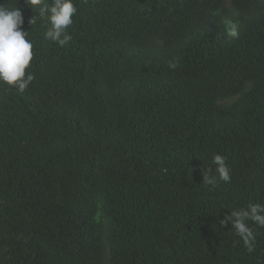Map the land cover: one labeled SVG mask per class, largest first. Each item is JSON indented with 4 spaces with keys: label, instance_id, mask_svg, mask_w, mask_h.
Returning a JSON list of instances; mask_svg holds the SVG:
<instances>
[{
    "label": "trees",
    "instance_id": "trees-1",
    "mask_svg": "<svg viewBox=\"0 0 264 264\" xmlns=\"http://www.w3.org/2000/svg\"><path fill=\"white\" fill-rule=\"evenodd\" d=\"M72 3L59 46L0 0L35 77L0 84V264H264V228L249 254L219 223L264 204V0Z\"/></svg>",
    "mask_w": 264,
    "mask_h": 264
},
{
    "label": "clouds",
    "instance_id": "clouds-1",
    "mask_svg": "<svg viewBox=\"0 0 264 264\" xmlns=\"http://www.w3.org/2000/svg\"><path fill=\"white\" fill-rule=\"evenodd\" d=\"M25 6L34 10L38 8L39 14L47 18L49 27L44 34L46 40H51L59 46H65L72 37L67 33V29L72 25V17L77 13V8L72 0H52L49 5L48 0H24ZM238 13L233 12L235 17ZM36 18L30 19L29 24L35 23ZM24 17L18 7H5L0 5V84L15 87L23 92L35 79L29 73L26 76V69L33 58V43L26 39L27 33L22 30ZM226 34L230 37H238L239 22L234 19L225 18ZM175 68V64L170 65ZM216 166V175L211 174V170H205L203 184L215 186L218 181L230 182V169L226 164V158L216 154L213 157ZM249 222L258 228H264V204H253L248 208H241L230 212L219 221L221 227L231 224L236 235L241 239L243 246L249 254L255 251L256 234Z\"/></svg>",
    "mask_w": 264,
    "mask_h": 264
}]
</instances>
